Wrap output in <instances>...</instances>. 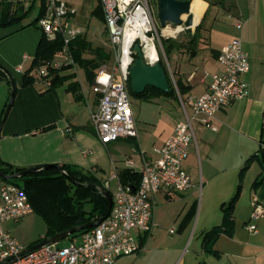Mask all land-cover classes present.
<instances>
[{
	"label": "crops",
	"instance_id": "obj_1",
	"mask_svg": "<svg viewBox=\"0 0 264 264\" xmlns=\"http://www.w3.org/2000/svg\"><path fill=\"white\" fill-rule=\"evenodd\" d=\"M192 2L193 11L196 7V13L201 16L200 31L205 24L208 40L201 48L197 45L194 53L185 48H176L169 53L177 78L168 70L177 90V97L171 98L180 103L184 115L173 121L160 115L153 128L148 129L151 126L144 125L135 114L138 137L121 138L106 144L97 137L91 122V113L99 103V96L93 91L94 80L88 77L91 86L87 88L73 66L62 70L61 75H75L51 89L44 81L23 85L25 72L38 68L33 67V60L43 31L33 26L22 29L18 26L0 27V64L14 81L3 80L8 97L0 105V114L10 101L14 84L17 87L13 106L1 129V159L25 169L44 164H68L101 180L108 178L114 170L120 173L128 168L126 160L129 158L135 161L133 171L140 173L145 159L156 157L155 149L173 133L177 122L185 118L184 106L191 113V99L208 88L210 77L206 74L221 71L218 54L225 44L239 37L249 52L251 67L245 75L249 95L217 113L213 120L217 130L194 122L196 141L184 161V168L192 176L195 186L186 192L157 193L154 197L157 226L152 236L145 240L147 250L131 255L132 260L128 259L130 256L123 257L117 264H185L179 258L185 242L192 238L191 224L197 208L198 222L205 220L212 227L221 224V205L234 195L239 183L242 189L234 208L235 227L231 235L223 233L214 244L216 253L213 254L220 257L216 264H264V0ZM24 3L28 6L31 1ZM213 8L215 14L212 20H207ZM233 17L244 21L242 29H237L236 20L229 24ZM83 33L86 32L83 30ZM201 40L199 36L198 44ZM62 55L63 49L56 54ZM56 56L54 59L60 60ZM51 124L53 126L48 130H41ZM252 155L256 156L241 174L242 167ZM261 177V183L255 185ZM3 182L1 179L0 187ZM160 200L174 207L179 204L180 211L171 218L166 217L168 209L165 212L157 208ZM256 204L261 205L263 213L255 221L258 231L250 233L246 225ZM171 221L178 224L176 229L171 228L174 232L170 230L174 234L177 232L173 238L166 234Z\"/></svg>",
	"mask_w": 264,
	"mask_h": 264
},
{
	"label": "built area",
	"instance_id": "obj_2",
	"mask_svg": "<svg viewBox=\"0 0 264 264\" xmlns=\"http://www.w3.org/2000/svg\"><path fill=\"white\" fill-rule=\"evenodd\" d=\"M100 2L116 58L112 63H102L97 69L93 91L98 94L99 103L91 113V122L97 137L106 144L139 135L129 89L130 68L137 59L135 44H140L149 64L161 61L162 57L158 45L161 38L151 0ZM76 12L67 0H46L45 13L38 25L50 39L62 36L65 58L54 59L32 70L30 74L37 77L36 83L44 81L51 85L49 77L44 79L48 65L59 68L64 63L76 64L70 46L83 34V30L70 21ZM235 25L240 30L244 21L236 18ZM152 49L154 53L149 54ZM218 62L221 71L207 73L206 76L210 77L208 88L191 99L193 111L189 113L184 106L185 118L177 122L173 133L155 149L156 157L145 159L139 183L124 184L119 170L103 179L102 188L113 197L109 215L99 225L70 238L68 245L48 244L23 254L27 247L6 229L5 223L21 221L34 212V208L22 186L4 181L0 187V264H117L125 256L145 252V240L152 236L157 226L155 195L163 191L186 192L195 186L192 176L184 168V161L196 141L194 122L217 130L213 122L217 113L249 95L245 75L250 71V55L239 37L222 47ZM126 164L130 169L135 167L132 158L127 159ZM262 213L263 208L256 204L246 225L250 233L258 231L255 221Z\"/></svg>",
	"mask_w": 264,
	"mask_h": 264
},
{
	"label": "trees",
	"instance_id": "obj_3",
	"mask_svg": "<svg viewBox=\"0 0 264 264\" xmlns=\"http://www.w3.org/2000/svg\"><path fill=\"white\" fill-rule=\"evenodd\" d=\"M45 2L41 0L38 13L34 18H30L31 13L35 8V0L26 6L23 1H1L0 0V27L18 26L19 29L26 27H37L38 21L43 17L45 13ZM93 14H99L102 19L104 18V12L102 5L99 1L96 8L92 11ZM194 13V26L197 25L201 16ZM30 18V19H29ZM201 26L198 27L197 32L189 36V40L182 43H175L177 49L185 48L192 53L196 51ZM91 42L88 41L83 35L75 38L70 46L73 53L76 64H80L87 72L88 77L94 80L96 76L95 70L101 66L107 59V55L100 48H94L95 57L87 59L84 57V53L91 47ZM64 40L62 36H57L55 39L48 38L44 33L40 39L37 47L36 55L33 60V67L45 65L54 60L56 54L63 49ZM171 45H167L166 54L172 50ZM168 50V51H167ZM166 69L171 91L169 93L163 92L157 88L149 86L142 94H135L131 86V78L129 79V89L132 96L142 98L146 101L153 100L157 97H177V90L172 83V80L168 73L166 63L160 61ZM72 64H62L59 68H54L48 65V74L44 76L51 78V88L62 84L66 79L73 77L75 73L61 75V71L73 67ZM31 70L25 72L23 77V85H35L37 77L30 74ZM6 79L8 83L14 82L10 78L8 70L0 64V81ZM181 91V86L178 84ZM12 91L16 94L17 87L14 84ZM11 91V94H12ZM46 91V90H45ZM182 92V91H181ZM42 93V91H41ZM11 98V97H10ZM10 100V99H9ZM7 103L5 104L0 114V124L2 122L4 113L6 111ZM53 124L43 127L41 130H48ZM2 136V130H0V137ZM256 155L249 157L245 165L241 169V174L249 167L251 160ZM41 166V165H40ZM25 168L15 167L9 163L3 161L0 157V177L4 181L16 183L26 191L29 199L33 205L34 211L42 214L50 225V232L48 235L42 237L40 240L34 242L29 247L42 242L48 237H51L61 231L68 228L81 225L84 223L99 220L106 216L109 210V202L107 198L101 193L102 180L96 177L94 174L86 173L78 168L63 164H52L51 167L40 169L36 172L21 176L18 178L6 179L5 175H11ZM65 171V173L62 171ZM141 174L133 169L125 168L120 172V179L126 185H137L140 181ZM262 177L255 182V185L261 183ZM74 190L72 191V188ZM242 189V184L239 183L236 192L228 200L222 203L221 209L223 212V222L219 225L213 226L211 229L202 232L203 247L206 252L216 253L214 251V244L219 237L225 233L231 235L235 227L234 208L239 199ZM85 202L92 204L90 210L84 207ZM74 233L70 238L86 231Z\"/></svg>",
	"mask_w": 264,
	"mask_h": 264
},
{
	"label": "rangeland",
	"instance_id": "obj_4",
	"mask_svg": "<svg viewBox=\"0 0 264 264\" xmlns=\"http://www.w3.org/2000/svg\"><path fill=\"white\" fill-rule=\"evenodd\" d=\"M1 1L18 2L22 0H1ZM23 1L25 2L29 0H23ZM35 1H36L35 8L33 12L31 13L30 18H34L37 15L38 9L41 3V0H35ZM70 1L73 3L74 7L77 10V12L72 15L71 21L74 24H76L77 27L79 26L80 28H82V30H84V32H86V33H83L82 35L86 38H89L92 44L91 47L85 51L84 57L87 59L94 58L95 53L93 49L100 48L104 52V54L107 55V59L105 60V62L112 63L114 59L116 58V55H115L113 46L108 38L105 20L102 19V17L99 14L92 13L93 9L96 8V6L98 5L99 0H70ZM193 5H194V2H193ZM193 5H192V8H193ZM151 6H152L154 18L157 22L159 35L161 38L160 40L161 44H158V45L160 48V54H161L162 60L168 66L170 75L174 77L175 79H177L176 78V68L174 67V63L172 62L170 58L169 52H168V55L166 54L167 45L168 44L171 45L172 51L177 50L174 44L186 42L187 40H189V36L197 32V29L200 23L193 26L191 32H188V30L183 25H175L172 23H168L166 27H162L160 18H159V1L151 0ZM195 9L197 10L196 7ZM214 14H215V10L213 8L211 9L207 17V20H212V17L214 16ZM235 20L236 18L233 17V20L230 19L229 24L232 25V23ZM200 38L202 40L198 44L199 48L205 45L206 40H208V34L205 28V24L203 25V28L200 31ZM63 58H65L64 55L56 56V59H63ZM74 67H75V72L77 73V76L79 77L83 85L86 86L87 88L90 87L91 83L88 80L87 72L84 69V67H82L80 64H75ZM3 84H4L3 81H0V105H3L4 101L8 97L7 90L5 92V87ZM131 99H132V111L134 115L136 114L140 118V121L144 123V125H147V126L150 125L151 127H149L148 129L153 128L152 126H154V123H156V119L160 115L161 117H164V118L168 117L172 121L175 120L177 116L182 115V114L184 115L182 106L174 98L164 99V97H162L160 100L146 101L142 98L131 95ZM143 118L146 121H144ZM0 182H1V179H0ZM71 188L73 191L74 187H71ZM198 188L200 189L199 185H198ZM84 207L87 210H90L92 207V204L85 202ZM180 207L181 206L179 204L176 205V207H174V205L170 204L169 202L163 203L162 200H160L157 205V208L160 211L166 212L168 209V213L166 217L168 216L169 218H171L174 213L177 214V212L180 211ZM197 211H198V208H197ZM197 211H196V214L191 224L192 238L185 242L184 249L181 252L179 261L182 262L184 260L185 264H216V261L219 260L220 257L214 255L213 253L206 252L204 250L203 245H202V236H201L204 229H208L212 227V224L211 226H208L205 220L198 222L197 221ZM176 226H178V224H176L174 221L173 222L171 221V225L168 227L169 230H167L166 232L167 237L173 238L176 235L177 232L175 234L170 232L171 228L176 229L177 228ZM5 227L25 247L30 246L34 242L40 240L43 236L48 235L50 232L49 231L50 225L47 219L37 211H34V213L27 215L25 218H23L19 222H14V221L6 222ZM69 242H70V238H67V239L60 241L59 245L65 246V245H68ZM124 258H127V257L125 256ZM133 258L134 257L130 256V258L128 259L132 260Z\"/></svg>",
	"mask_w": 264,
	"mask_h": 264
},
{
	"label": "water",
	"instance_id": "obj_5",
	"mask_svg": "<svg viewBox=\"0 0 264 264\" xmlns=\"http://www.w3.org/2000/svg\"><path fill=\"white\" fill-rule=\"evenodd\" d=\"M191 4L192 0H159V18L162 27H166L168 23H172L175 25H183L188 30V32H191L194 23V14L191 12ZM135 50L137 51V59L134 65L130 68V78L133 92L135 94H142L147 87L152 86L163 92L169 93L171 91L170 81L166 69L162 63L160 61L156 62L155 64L147 63L139 43L135 44ZM14 97L15 93L12 91L10 101L8 102L6 111L0 124V130L3 128L11 111ZM51 166L52 164H44L33 168L23 169L14 174L5 175L4 177L6 179L18 178ZM62 171L65 173L63 169ZM101 193L107 198L109 202V210L106 216L99 220L77 225L61 231L51 237L46 238L42 242L27 248L23 251V254L32 252L48 244L59 243L64 239L70 238L74 233L99 225L109 215L113 205L112 194L103 188L101 189Z\"/></svg>",
	"mask_w": 264,
	"mask_h": 264
},
{
	"label": "bare ground",
	"instance_id": "obj_6",
	"mask_svg": "<svg viewBox=\"0 0 264 264\" xmlns=\"http://www.w3.org/2000/svg\"><path fill=\"white\" fill-rule=\"evenodd\" d=\"M192 5H193V2H192V4H191V12L193 13ZM193 14H194V13H193ZM193 26H194V23H193ZM154 51H155V50L152 49V50H149L148 53H149V54H153Z\"/></svg>",
	"mask_w": 264,
	"mask_h": 264
}]
</instances>
